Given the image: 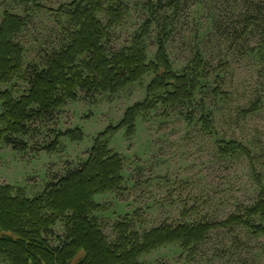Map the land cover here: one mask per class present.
I'll return each instance as SVG.
<instances>
[{
	"label": "rangeland",
	"instance_id": "rangeland-1",
	"mask_svg": "<svg viewBox=\"0 0 264 264\" xmlns=\"http://www.w3.org/2000/svg\"><path fill=\"white\" fill-rule=\"evenodd\" d=\"M37 1L57 10L72 0ZM114 1L128 7V13L123 25L111 31L106 45L109 53L131 44L149 18L150 2H158L108 0ZM246 2L180 0L179 14L173 19L167 41L169 61L174 72L182 74L200 53L211 74L201 82L194 102L176 109L160 105L138 120L134 136L122 131L110 139L109 149L125 161V182L120 190L95 198L96 204L102 206L95 216L111 242L116 238L114 226L125 217L134 223L135 230L145 232L162 224L225 221L257 201L264 188V24L245 30L246 21L254 14ZM6 11L28 19L18 40L24 48L25 70L31 64L42 63L58 47L63 35L58 16L29 13L12 0H0V23ZM157 38L154 25L146 40L148 62L155 61ZM154 78L149 74L116 96L86 97L80 93L76 102H68L57 112L55 121L33 125V134L21 138L29 145L27 151L0 146V186L22 189L31 199L41 195L56 179L87 161L99 134L117 126L128 108L146 100ZM26 89L20 77L11 84H0V92L14 91L15 97ZM258 101L262 109L246 116L245 112ZM203 111L212 117L214 134L202 130ZM191 113L194 121L188 118ZM75 129L83 131L82 143L63 139L55 153L36 150L54 140L53 130L64 133ZM219 141H237L252 151L260 184L247 158L220 156ZM191 208L197 210L185 217L184 212ZM54 234L64 236L63 224L55 227ZM53 238L49 239L57 246ZM142 262L264 264V235L255 236L245 228H235L234 233L216 230L189 259L178 247H167ZM0 264L7 263L0 259Z\"/></svg>",
	"mask_w": 264,
	"mask_h": 264
},
{
	"label": "trees",
	"instance_id": "trees-1",
	"mask_svg": "<svg viewBox=\"0 0 264 264\" xmlns=\"http://www.w3.org/2000/svg\"><path fill=\"white\" fill-rule=\"evenodd\" d=\"M12 1L29 13L58 16L63 35L58 47L42 63L31 64L25 70L24 48L18 40L28 26V19L4 12L0 23V84H11L20 77L27 89L19 97L11 90L0 92V146L27 151L29 145L21 138L33 134V125L55 121L57 112L68 102H76L80 93L86 97L116 96L149 74L155 78L148 86L146 100L128 108L117 126H110L97 136L87 161L56 179L41 195L31 199L22 189L0 186V259L7 264H143L145 257L167 247H178L189 259L216 230L234 233L235 228H245L255 236L264 235V188L254 204L240 208L221 222L162 224L139 232L125 217L114 226L116 238L112 242L95 216L102 209L95 198L120 190L125 182V161L109 149L110 139L122 131L134 136L138 120L160 105L176 109L194 102L201 82L210 77L211 70L200 53L182 74L175 73L169 61L167 41L173 19L179 14L180 0L150 2L149 18L141 32L129 46L110 53L106 45L111 31L123 25L128 13L122 2L72 0L53 10L37 0ZM248 2L254 14L246 21L247 31L264 24V0ZM154 25L158 51L155 61L148 62L146 40ZM261 109L262 103L258 101L245 115ZM203 113L202 130L214 134L211 115ZM188 118L194 121L192 113ZM52 135V142L36 150L52 154L63 139L73 143L84 141L80 129L64 133L53 130ZM217 144L221 157H245L255 169L256 158L242 143ZM254 175L260 184L261 177L255 170ZM196 210L191 208L183 215L189 217ZM59 223L64 226L63 237L54 234ZM51 236L57 240V246L52 245Z\"/></svg>",
	"mask_w": 264,
	"mask_h": 264
}]
</instances>
